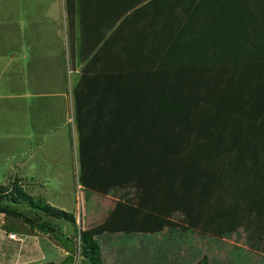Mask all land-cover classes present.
I'll return each instance as SVG.
<instances>
[{
  "label": "trees",
  "instance_id": "1",
  "mask_svg": "<svg viewBox=\"0 0 264 264\" xmlns=\"http://www.w3.org/2000/svg\"><path fill=\"white\" fill-rule=\"evenodd\" d=\"M72 1L67 0L70 9ZM146 1L98 0L99 16L115 8V18L105 29L118 25L109 39L98 33L93 41L100 50L98 64L102 55L116 52V64L135 67L128 71L133 87L128 97L133 100L122 99L111 125L132 127L117 142L128 144L129 152L120 149L113 161L101 165L103 160H98V166L88 155L89 179L81 180L85 189L103 195L112 187L108 179L121 188L132 187L136 203L119 202L101 225L70 236L64 230L66 223L76 224L72 213L32 196L22 184L0 185V215L53 236L70 253L62 264H74L77 254L80 264H104L101 245L111 234L162 231L170 223L162 208L172 200L173 189L178 200L172 203H181L192 228L222 237L246 226L264 237V0H151L138 7ZM108 19L109 14L102 20ZM161 33L162 44L152 47L154 56L149 57V44ZM137 46L140 50L133 54ZM152 77L175 82L178 96H169L176 99L173 109L181 111L186 127L192 125L188 136L199 138L188 162L176 157L172 166L169 142L156 155L134 137L146 105L136 99L146 97L149 82L158 83ZM78 124L84 136L83 122ZM181 133L180 139L185 136ZM127 156L133 162L122 164ZM206 183L211 184L208 196L200 193Z\"/></svg>",
  "mask_w": 264,
  "mask_h": 264
},
{
  "label": "rangeland",
  "instance_id": "2",
  "mask_svg": "<svg viewBox=\"0 0 264 264\" xmlns=\"http://www.w3.org/2000/svg\"><path fill=\"white\" fill-rule=\"evenodd\" d=\"M65 1L62 0V3L57 2L56 5H49V1L43 0L41 2L44 5H40L38 0H25L23 5L27 4L26 7L29 10L33 9V16L39 15V18H35V22L38 19L39 21L36 24L34 21L28 24L24 20L26 25L22 26L23 33L26 30L24 39L28 46L34 47V41H38L39 45H37L38 47L35 46L36 50L49 51L54 45L60 53V61L53 64L60 71L62 78L54 90L53 101L55 113L60 116L61 110L63 112L59 119L60 122L63 121L61 123L63 137L56 133V135L45 139V135L40 132V129H43L42 124H48V122L40 120L39 124L36 125L37 127L40 126L37 128L39 130L37 133L38 140L32 143L31 151L29 149L25 152L18 151L13 144L4 143L3 149L5 151L8 149V151L3 154L0 153V185L11 188L15 182L22 184L32 196L44 199L52 206L72 213L76 219V224L66 223L64 231L70 236H74L77 230L82 231L97 227L105 222L109 212L119 202L136 203L137 196L132 187L124 186L123 189L117 184H112L111 179H108L111 184L109 185L112 187H110L107 195L88 192L81 186V180L89 179L91 164L87 162L88 155L89 160H94L93 163L98 166V160H103L100 162L101 165L108 164L109 160L113 161L114 154L118 153L120 149L127 150L126 153L129 152L128 144L125 143L122 147V144L118 145L117 142L121 134L124 135L125 132H128L132 125L113 127L107 122L106 126L101 123L102 127H99V125L92 123L89 131L87 129V137L82 136L81 140L77 126L78 122L84 120L88 128L90 125H87L88 118L90 121L92 119L95 121L97 118L98 121L102 119L99 112L104 117L109 113L116 116V113L120 112V110H116V106L120 104L122 99L128 97V93L133 88L128 71H134L135 67L133 64L130 66L116 64L114 60L115 55H117L116 52L106 58L105 55L101 54L103 59L98 65L92 61L98 55L95 50L98 48V52L100 51L98 45H93L95 44L93 41H97L98 33L108 38L118 26L115 25L110 30L105 29L109 24L107 22H111L112 18H115L113 16L114 7L99 16L98 5L90 6L85 5L82 1L76 3L77 0H73L71 11ZM150 1L143 2L138 7ZM49 7L51 14H55L52 15L53 21L46 18ZM90 14L94 16L85 19ZM108 14L111 16L110 19L103 21L102 19ZM174 14L177 15L178 12L175 11ZM163 37L164 34L161 33L159 39L151 41L149 53L146 51L149 57L154 56L152 47L161 46ZM43 42L49 47L42 45ZM64 48L65 51H63ZM138 50H140L139 46L135 47L133 54H136ZM141 50H144V46L141 47ZM90 55L91 58H89ZM108 63L110 64L108 65ZM124 64L127 63L124 62ZM39 65L41 66V64ZM151 69H157V66H153ZM49 74H52L51 68L48 69L46 75L43 74L40 67L37 70L34 68L33 82L37 90H45L49 81L50 84L52 83L55 75L48 76ZM152 78L158 83L149 82L148 86L151 90L146 92V97L136 99L145 102L146 105L141 109V119L136 124L138 131L134 137L140 140L138 142H142L140 143L141 148L148 149L147 151L153 149L151 153L157 152L156 155L165 148V143L169 142L167 149H169V156L172 155L169 158L172 161V166H175L177 159L183 160L184 163L188 162L191 160L194 145L200 143H198L199 138H192L195 133L188 136L187 129L190 130L192 125L189 124L186 127V123L180 115L181 111L173 109L176 99L172 98L178 96L179 91H177L175 82L171 80L167 81L166 79L160 82L157 78ZM86 79L94 80L90 88L97 85L98 82V98L95 101V105L98 104V115L95 117L92 114L88 117L89 110L87 109L84 110L85 116H81L82 109L76 98L78 95V99L83 102L85 107L88 100L86 97L88 95L86 94L87 88H85ZM5 83L0 84V93L6 91L11 93L12 90ZM79 86L81 88L78 91ZM169 96L173 97L170 98ZM127 99L133 100L129 97ZM58 107H61V110L57 113ZM171 129H177V131L172 133L170 132ZM178 132H182L181 134H185V136L180 139ZM83 142L86 143L82 145ZM20 155L24 159H17ZM176 157L178 158L176 159ZM116 158H118L117 155ZM132 160V156H127L121 159V163L127 164L129 161L132 163ZM176 169L179 172L178 178L183 180L185 175L182 174L178 166ZM201 172H198L197 177ZM25 173H27L29 181H21L20 178L16 177L18 174L25 175ZM95 173L98 177V171ZM96 177L94 174L92 175L93 180ZM102 178L106 179L107 177ZM195 182L200 184L197 180ZM188 183L186 188L190 187L187 186ZM203 190L204 194L208 196L206 192L211 191V184L206 183L200 193ZM169 194L173 196L172 200L163 208L161 207L162 212H169L167 216L161 212L162 217L170 222L169 225H166L158 233L146 231L131 234L124 232L111 234L106 237L109 238L107 241L102 240L106 241L101 245L104 264H202L204 260L208 264H264V237L256 230L244 226L238 231L222 237L196 230L190 226L188 219L181 212V203L179 201L172 203L178 200L176 190L173 189ZM200 201L202 202V200ZM198 211L200 210L198 209ZM10 235H15L16 239H10ZM7 238L20 242L22 245L17 244L18 248L14 249L8 244ZM64 254L59 242L53 236L41 233L20 220L0 215V264H62L69 256ZM62 255H64V260ZM78 255L74 264H80Z\"/></svg>",
  "mask_w": 264,
  "mask_h": 264
},
{
  "label": "crops",
  "instance_id": "3",
  "mask_svg": "<svg viewBox=\"0 0 264 264\" xmlns=\"http://www.w3.org/2000/svg\"><path fill=\"white\" fill-rule=\"evenodd\" d=\"M38 1L40 2V5H44L41 2L43 0ZM47 1H49V5H56L57 2L62 3V0ZM64 1L65 0H63V2ZM24 2L25 0H0V84H4L6 82L5 84H7L10 90H12L11 93L10 91L0 93V153L2 154L8 151V149L6 151L3 149L4 143L13 144L18 151L21 150L25 152L27 149L31 151L32 148L30 147L32 146V143L38 140L37 133L39 130L37 128H40V126L37 127L36 125L39 124L40 120H42V122H48V124H42L43 129H40V132L44 133L45 139L56 135V133L63 137V128L61 126L63 121L60 122L59 120L60 116L63 115V112L61 107H58L57 113L61 110V113H59L60 116L55 113L56 109L53 101L54 90H56V86L62 78L59 73L60 71H58L55 64H53L56 61H60V53L58 49H56L57 47H54L53 44V46L51 45L53 48L49 51L36 50L35 46L39 45L38 41H34V47L27 45L24 39L26 37V34L24 35L26 30H24V33L22 30V26L26 25L24 20L30 24V22H35V20L39 18V15L37 17L33 16V9L29 10L26 7L27 4L23 5ZM77 2L78 0L76 3ZM82 2L85 5L90 6L98 5V0H82ZM52 15L54 16L55 14H51V9L49 7L48 12L46 13V18H50V20L53 21L54 19L52 18ZM90 16L94 15L90 14L86 16L85 19ZM38 21L39 19L35 22V24ZM26 39L28 40V38ZM41 44L48 46L44 42ZM63 51H65V48ZM95 52L98 54V48ZM89 58H91V56ZM92 61L96 62L98 65V55L94 58V60L92 59ZM39 64H41V66ZM38 67L42 69L44 75L47 74L49 68H51L52 74H49L48 76L55 75V79L52 80L51 84L50 81L49 83L47 82L48 85L45 90H37V87L33 82L34 68L37 70ZM93 81L86 79L85 88H87L86 94L88 95H86V97L88 100L86 101L85 107L83 106V102L78 99V95L76 96L82 109L81 116H85V109L89 110L87 114L88 117L91 114L94 117L98 115V104L95 105V101L98 98V82L97 85L90 88ZM105 83L107 84L108 82ZM80 88L81 87L79 86L78 91ZM73 93L75 94L74 91ZM90 109L92 110L90 111ZM99 114L102 117L99 121L98 118L95 121L92 119L91 121L93 122H91L89 118L87 119V125L90 124L88 128L86 126V122L83 120L82 126L86 132H84L85 138L87 137V129L89 131L92 123L99 125V127H102L101 123H104L106 126L108 122V124L111 125L112 119L115 117L113 116V113H109L106 117H104L100 112ZM116 117L118 118V116ZM77 126L79 139L81 140L82 134L78 123ZM92 145H94V143H92ZM22 158L24 159V157L20 155L17 159L22 160ZM27 176V173H25V175L18 174L16 177L20 178L21 181H29ZM86 191L88 190L86 189ZM95 194L98 195V192H95ZM8 244H10L14 249L18 248L17 244H19V246L22 245L20 242L9 239ZM62 249L65 253L64 255L70 256V253H68L64 248ZM64 255L61 256L63 260L65 259L63 258Z\"/></svg>",
  "mask_w": 264,
  "mask_h": 264
},
{
  "label": "built area",
  "instance_id": "4",
  "mask_svg": "<svg viewBox=\"0 0 264 264\" xmlns=\"http://www.w3.org/2000/svg\"><path fill=\"white\" fill-rule=\"evenodd\" d=\"M10 239L15 240L16 239V236L15 235H10Z\"/></svg>",
  "mask_w": 264,
  "mask_h": 264
}]
</instances>
